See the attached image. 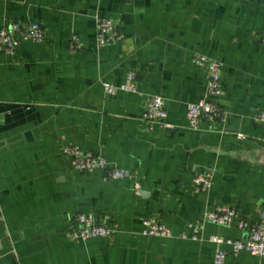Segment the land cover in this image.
<instances>
[{"label": "crops", "instance_id": "crops-1", "mask_svg": "<svg viewBox=\"0 0 264 264\" xmlns=\"http://www.w3.org/2000/svg\"><path fill=\"white\" fill-rule=\"evenodd\" d=\"M99 18L114 21L120 42L98 46ZM16 23L41 24L45 41L0 51V264H214L212 236L246 238L204 223L193 239L190 225L216 206L264 215V0H0V32ZM73 35L82 51L71 52ZM199 56L223 66L226 130L189 128V105L207 96ZM131 72L137 93H105ZM155 95L168 118L149 130ZM71 144L133 177L77 173L61 154ZM203 173L214 185L197 193ZM88 213L110 217L116 235L72 242V219ZM145 220L174 237L142 236ZM226 264L264 258L243 252Z\"/></svg>", "mask_w": 264, "mask_h": 264}, {"label": "built area", "instance_id": "built-area-1", "mask_svg": "<svg viewBox=\"0 0 264 264\" xmlns=\"http://www.w3.org/2000/svg\"><path fill=\"white\" fill-rule=\"evenodd\" d=\"M13 32L4 29L0 32V51L5 55L13 57L21 41H32L43 43L45 41V29L39 23H16ZM97 44L100 48L118 43L121 36L116 25L111 19L99 18L97 20ZM264 44V37L262 38ZM84 45L79 36L73 35L70 40L72 53L83 50ZM195 64L204 69L208 74L207 96L196 104L188 107L187 118L189 128L193 131H201L204 122L209 125H221L226 130L229 114L220 103L226 97L223 85V66L221 62L206 56H199ZM137 73L131 72L127 75L121 85L104 83L103 88L108 96H115L119 92L137 93ZM168 113L166 101L161 96H152L148 108L144 114L149 130L155 125L164 127ZM259 123L264 125V111L257 114ZM238 138L245 140L244 135ZM61 154L70 160L71 166L77 173L90 174L104 172L113 180L131 179L132 171L110 167L106 158L92 151H87L78 145L71 144L63 146ZM214 181L207 173L198 174L193 180L195 192H208L212 189ZM209 223L220 227L237 228L247 234L244 239H227L221 236H212L209 241L216 245L214 264H226L229 256H237L243 252L252 256L264 258V215L259 221L253 222L245 218L234 206H216L209 209L203 223L190 225L193 231V239L199 238L203 224ZM116 230L110 225V217H99L93 213L79 214L72 219V226L67 231V237L72 242H86L96 238H112ZM141 235L144 237L173 238L172 230L161 224H154L149 220L143 221ZM183 239L188 237L184 234Z\"/></svg>", "mask_w": 264, "mask_h": 264}, {"label": "water", "instance_id": "water-1", "mask_svg": "<svg viewBox=\"0 0 264 264\" xmlns=\"http://www.w3.org/2000/svg\"><path fill=\"white\" fill-rule=\"evenodd\" d=\"M247 144H252V142L251 141H248V142H246Z\"/></svg>", "mask_w": 264, "mask_h": 264}, {"label": "rangeland", "instance_id": "rangeland-1", "mask_svg": "<svg viewBox=\"0 0 264 264\" xmlns=\"http://www.w3.org/2000/svg\"><path fill=\"white\" fill-rule=\"evenodd\" d=\"M84 49V48H83ZM82 51V50H81ZM79 52V51H78Z\"/></svg>", "mask_w": 264, "mask_h": 264}]
</instances>
